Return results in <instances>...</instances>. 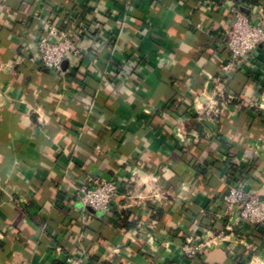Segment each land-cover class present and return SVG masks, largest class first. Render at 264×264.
<instances>
[{
  "label": "crops",
  "instance_id": "1",
  "mask_svg": "<svg viewBox=\"0 0 264 264\" xmlns=\"http://www.w3.org/2000/svg\"><path fill=\"white\" fill-rule=\"evenodd\" d=\"M241 3L264 15V0H0V264H264L258 229L248 253L181 250L230 186L264 199V45L221 77L222 114L194 118ZM41 19L82 50L57 74L37 60ZM104 173L127 196L83 223L76 189Z\"/></svg>",
  "mask_w": 264,
  "mask_h": 264
},
{
  "label": "built area",
  "instance_id": "2",
  "mask_svg": "<svg viewBox=\"0 0 264 264\" xmlns=\"http://www.w3.org/2000/svg\"><path fill=\"white\" fill-rule=\"evenodd\" d=\"M245 3L231 8L232 23L224 33L225 46L230 55L219 69L214 90L201 94L194 108L197 120L214 119L220 116L232 96L218 83L239 58L248 57L259 46L264 45V15H255L245 9ZM35 50L40 67L49 73L57 74L70 56H80L77 34L73 29H61L48 19H41L35 39ZM77 198L84 208L83 223L90 212H109L117 204L120 181L116 175L88 176L76 189ZM208 226L198 236H187L181 246L183 255L191 259L202 257L209 249L222 244L235 246L246 253L252 250V232L264 231V199L247 191L242 185L228 188L220 201V208L213 214ZM250 255V253H249ZM68 264H83L78 257H69ZM248 264H261L252 258Z\"/></svg>",
  "mask_w": 264,
  "mask_h": 264
},
{
  "label": "trees",
  "instance_id": "3",
  "mask_svg": "<svg viewBox=\"0 0 264 264\" xmlns=\"http://www.w3.org/2000/svg\"><path fill=\"white\" fill-rule=\"evenodd\" d=\"M245 4H246V3H245ZM107 128H108V127H107ZM104 174H105V175H111V174H109V173H104ZM92 213H93V212H90V214H92ZM210 225H211V224H208L207 227L210 226ZM260 231H261V232H264L263 230H260Z\"/></svg>",
  "mask_w": 264,
  "mask_h": 264
}]
</instances>
